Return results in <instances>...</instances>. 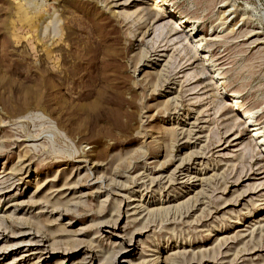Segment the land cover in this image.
Wrapping results in <instances>:
<instances>
[{"label": "rangeland", "instance_id": "1", "mask_svg": "<svg viewBox=\"0 0 264 264\" xmlns=\"http://www.w3.org/2000/svg\"><path fill=\"white\" fill-rule=\"evenodd\" d=\"M164 1L0 0V264H264V0Z\"/></svg>", "mask_w": 264, "mask_h": 264}, {"label": "bare ground", "instance_id": "2", "mask_svg": "<svg viewBox=\"0 0 264 264\" xmlns=\"http://www.w3.org/2000/svg\"><path fill=\"white\" fill-rule=\"evenodd\" d=\"M155 2L153 3L155 6H157L158 4H161L162 6L163 5H165V6H167V4H166V2L164 1V0H154ZM151 8H153L152 6H151ZM157 8V7H156ZM159 8V7H158ZM168 8V7H167ZM162 10V9H161ZM154 11H156V10H154V8L153 9H148L147 10V15L151 18V17H153V19L154 18H157L159 15H158V13H156V12H154ZM172 23V22H171ZM178 23H176V26L175 27H173L172 29H173V31H175V30H177L178 29V25H177ZM194 25H192V26H190V29L188 30V32L189 33H191V32H193L194 31ZM171 28V27H170ZM172 31V30H171ZM170 31V32H171ZM184 34V40L185 41H183V43H185L186 45H188L189 44V42H190V40H189V38L191 37V34H189V35H185V33H183ZM195 44H197L196 46H194V49H198L199 48V46H200V43L199 42H197V43H195ZM239 103V99H238V97H233L232 98V106L233 107H235V108H237L238 106H237V104ZM245 113V116H244V119H245V124H247L248 125V127H251L252 129H251V133H254V132H257V133H254V135L253 136H251V137H254V138H256L257 139V143L256 144H258V143H260V141L258 140L259 139V137H256V136H258L259 135V133H261V132H263V128H256V127H258V125H253L252 123L254 122V114H252V113H248V112H244Z\"/></svg>", "mask_w": 264, "mask_h": 264}]
</instances>
